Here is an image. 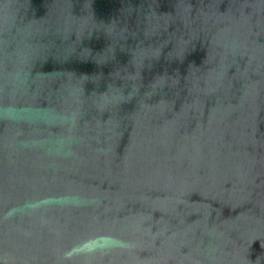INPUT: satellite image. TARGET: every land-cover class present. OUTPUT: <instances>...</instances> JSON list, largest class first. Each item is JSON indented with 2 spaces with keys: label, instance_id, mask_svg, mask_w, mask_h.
I'll use <instances>...</instances> for the list:
<instances>
[{
  "label": "water",
  "instance_id": "obj_1",
  "mask_svg": "<svg viewBox=\"0 0 264 264\" xmlns=\"http://www.w3.org/2000/svg\"><path fill=\"white\" fill-rule=\"evenodd\" d=\"M0 264H264V0H0Z\"/></svg>",
  "mask_w": 264,
  "mask_h": 264
}]
</instances>
